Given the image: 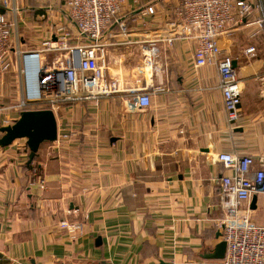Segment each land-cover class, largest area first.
<instances>
[{
	"label": "crops",
	"instance_id": "1",
	"mask_svg": "<svg viewBox=\"0 0 264 264\" xmlns=\"http://www.w3.org/2000/svg\"><path fill=\"white\" fill-rule=\"evenodd\" d=\"M19 3L28 16L13 31L11 58L20 50L42 63L61 52L49 66L65 60L77 43L74 24L61 15L64 47L55 51L49 11L37 0ZM182 3L127 0L100 41L115 91L59 105L58 135L70 138L41 145L31 165L26 140L0 148V264H214L225 218L220 179L230 175L217 155L252 156L253 171L264 166V31L236 23L219 40L243 84L241 119L231 126L217 66L196 68L197 40L182 35ZM26 80L16 66L0 74V128L25 111L16 106ZM144 94L148 109L138 106ZM243 213L264 226V194ZM64 221L82 230L63 229Z\"/></svg>",
	"mask_w": 264,
	"mask_h": 264
},
{
	"label": "built area",
	"instance_id": "2",
	"mask_svg": "<svg viewBox=\"0 0 264 264\" xmlns=\"http://www.w3.org/2000/svg\"><path fill=\"white\" fill-rule=\"evenodd\" d=\"M20 0H0V74L18 67L26 82L22 100L16 106L20 110L51 109L59 105L79 100H95L99 95H109L116 84L105 81V69L100 65L104 54L100 41L117 20L127 0H37L45 10L60 8L76 27V44L69 48L68 57L46 67L39 53H24L17 50L20 59L10 56L13 31L18 30L22 21ZM61 13V14H63ZM153 7L146 14H153ZM47 20L46 16L43 19ZM179 24L184 36H194L197 40L195 52L196 68L216 65L219 73V89L222 93L228 122L236 125L241 119L243 84L241 83L234 60L223 53L219 40L236 23L255 24L264 31V0L253 3L247 0H183L179 10ZM58 24V25H57ZM51 26L53 50L63 49V34L66 28L57 23ZM177 24L171 23L175 28ZM168 40L173 44L174 38ZM54 40V41H53ZM252 45L245 50L249 57L256 55ZM152 53L146 56L152 57ZM78 63V64H77ZM141 109L151 106L150 96L144 94L138 99ZM70 135H58V141H66ZM217 161L230 175L220 179L222 197L220 206L225 213L219 225L222 239L226 242L224 259L214 264H264V226L253 222L243 213L245 202L254 195L264 194V166L252 170L254 158L240 157L235 153H221ZM63 229L71 232L82 230L78 221L61 223Z\"/></svg>",
	"mask_w": 264,
	"mask_h": 264
},
{
	"label": "water",
	"instance_id": "3",
	"mask_svg": "<svg viewBox=\"0 0 264 264\" xmlns=\"http://www.w3.org/2000/svg\"><path fill=\"white\" fill-rule=\"evenodd\" d=\"M78 64V63H77ZM236 67V64L234 63ZM0 148L11 146L17 140H26L29 149L28 165H31L44 143L58 141V124L53 110H26L14 124L0 128ZM256 198L252 207L256 206ZM222 236V235H221ZM226 242L222 241L209 257L211 260H222L226 254Z\"/></svg>",
	"mask_w": 264,
	"mask_h": 264
},
{
	"label": "rangeland",
	"instance_id": "4",
	"mask_svg": "<svg viewBox=\"0 0 264 264\" xmlns=\"http://www.w3.org/2000/svg\"><path fill=\"white\" fill-rule=\"evenodd\" d=\"M50 11H52V10H49V13H48L49 16H48L47 21H46L48 26L56 25V23H59L58 21H59V18H61V15H63L64 17L66 16L63 13L64 11L62 12L59 7L53 9V11H56L58 14H56V13L52 14ZM61 13H63V14H61ZM26 15L28 16V12L23 14L24 19H25V17H27ZM26 20H27V18H26ZM28 23L31 25L32 21L29 20ZM23 27L24 26L22 25L21 28H23ZM24 31H26V30H24ZM21 32H22V34H24V32L22 30H21ZM28 32H30V30ZM30 33L28 34L29 37L27 35L25 36L26 39L32 38V35ZM48 54H49V58H48L47 62L43 63V65L46 67H50L49 64H51L52 61H54V59L57 57L56 55H60L61 52H58V53L53 52V53H48ZM0 135H2V134H0Z\"/></svg>",
	"mask_w": 264,
	"mask_h": 264
}]
</instances>
